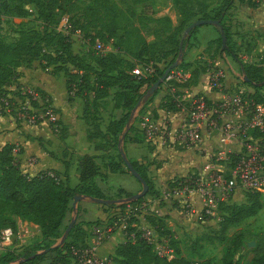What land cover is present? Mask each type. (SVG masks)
I'll list each match as a JSON object with an SVG mask.
<instances>
[{
    "label": "trees",
    "instance_id": "16d2710c",
    "mask_svg": "<svg viewBox=\"0 0 264 264\" xmlns=\"http://www.w3.org/2000/svg\"><path fill=\"white\" fill-rule=\"evenodd\" d=\"M101 1L90 0L80 8L76 0H1L0 13H11L20 19L32 14L37 23L20 25L17 35L10 40L0 36V93H13L21 96L20 85L15 81L18 76L17 67L22 62L30 64L33 59H36L43 70L50 68L51 72L59 70L63 72L67 98L70 99L74 96L82 98V115L86 119L92 116L96 117L95 111L100 100H104L103 98L110 94L113 106L122 109L120 116L110 119L106 125V130L111 135L112 144L116 146L119 160L117 162L110 159L107 166L111 171H115L120 168L119 162L123 161L120 153L122 142L145 139L137 124V128H134L133 122L136 117L132 109L137 103L138 112L142 105L151 100L152 94L144 98L148 86L175 60L177 61L176 65L170 69L174 67L188 69L189 76L184 82L163 79L158 85L159 87L164 84L166 88L159 107L176 110L175 92L171 91V86L196 84L199 74L205 72L208 67L193 64L179 55V53H184L187 47L186 43L196 28L195 26L183 33L184 23L189 18L187 11V13L184 11V16L177 23H173L168 15L160 17L162 28L167 31V47H163L156 40H147L137 26L117 24L113 7L109 10L112 13L108 18L101 10L103 5ZM104 1L110 2L109 0ZM131 1L140 2L143 0ZM233 1L221 0L215 8L211 9L212 14L203 10L200 17L218 19L226 37L223 47L219 33L216 38L207 42L205 49H208L210 43L217 41L220 49L231 55L238 63L242 77H247V80L242 78L243 81L257 91L264 84L261 63L243 61L229 44L230 32L225 25V19ZM237 1L255 4L253 0ZM27 4H30L31 7ZM77 7L80 9V13L74 18L68 12L77 9ZM104 7L106 8V6ZM62 15H67L69 23L71 21L76 23V28L86 38L89 46L94 43L96 38L100 37L102 39L110 38L112 47L103 51H96L92 48L87 55L74 52L71 49L69 33L58 28ZM214 26L220 31L218 25ZM90 29L94 31L91 33ZM168 56H170L169 59H167ZM160 62L163 65H159ZM148 64L153 67L151 73L139 75L132 72L136 65L144 67ZM34 88L41 94L46 93L39 87ZM258 95L260 94L258 93ZM90 108L93 113L89 112ZM153 115L157 116L156 110ZM49 125L53 129L51 122ZM128 130L131 131V134L127 133ZM92 135H94V131L88 133V136ZM15 144L18 145L16 142H5L0 145V228L7 225L16 228L17 218H19L36 224L40 229V236L38 237L39 243H26L27 245H24L20 251L14 250V247L2 249L0 263L24 256L23 261L15 264H38L41 261H45V264H67L69 263L68 246L86 242L84 241L85 230L79 223L73 222L65 238L58 244L51 245L52 237L59 233L58 229L70 199L75 192L84 193L90 198L105 197L93 181L97 170L92 161V155L85 153L79 157L80 181L76 185L70 186L66 171L64 179L60 178L52 169L39 170L34 173L24 171L21 168V163L24 161L20 156L22 148L18 145V150L14 154L12 147ZM128 159L146 180L148 184L146 193L158 196L160 190L154 186L152 180L145 173V166L136 159ZM126 170L128 169L126 168ZM48 171H52L53 174ZM166 182L170 183V180L168 179ZM125 195V198L131 201H140L142 198L140 195L133 199L131 198L132 193L128 192ZM244 196L245 200L240 203L231 202V200L219 203L221 216L218 223H220L221 233L225 232L230 225L255 214L264 206V197L258 192L249 191ZM106 205H116L117 208L123 210L125 201L110 202ZM134 220V217H129L126 220L123 227L124 239L115 244L113 253H111L117 264H210L208 260L195 261L184 257L172 237L169 238V243L173 248L172 255L158 254L154 249V244L141 235V231L136 225L131 224L135 222ZM146 221L158 231L159 235L167 234L168 230L164 228V221L160 216L156 214L148 216ZM244 236V232L240 231L231 237H223L220 264H264V235L259 236L255 241L251 248L252 256L247 261L239 253ZM41 241H45V245H41ZM41 248L46 250L37 252ZM31 254L33 256H29Z\"/></svg>",
    "mask_w": 264,
    "mask_h": 264
},
{
    "label": "built area",
    "instance_id": "2783aa9c",
    "mask_svg": "<svg viewBox=\"0 0 264 264\" xmlns=\"http://www.w3.org/2000/svg\"><path fill=\"white\" fill-rule=\"evenodd\" d=\"M258 1L264 5V0ZM67 26L68 17L62 15L58 28L62 30ZM94 49L104 50L102 42L97 38ZM152 70L151 64L144 67L136 65L132 72L146 75ZM188 76V69L174 67L169 69L164 79L181 83ZM222 77L223 72L220 70L212 69L209 72V86L219 95L215 98L206 96L195 89L194 85L171 86V91L175 92L177 109L163 110L180 115L175 126L172 127L166 115L154 116L145 112L137 122L138 128L148 140L164 144L170 139L174 145H192L200 150V168L169 178L170 183L166 182L159 192L160 198L175 203L185 215L200 219L219 220V203L232 200L237 191L244 195L256 191L264 197V98L258 91L238 84L233 87L224 86ZM19 91V98L11 93H0V116L4 111L15 109L20 124H36L45 120L51 122L55 130L60 127L57 111L47 93L41 94L36 88L25 86H20ZM14 99H17L16 105ZM212 132L215 144L199 148L205 136ZM17 150L18 145L15 144L12 151L16 154ZM23 165L33 166L31 162H22V169ZM48 172L53 174L52 171ZM143 205L142 200H125L123 210L115 208L118 211H114L107 223L91 229L90 242L68 246L69 264H117L111 253H102L98 247L111 232L123 228L129 217L137 215ZM141 218L142 223L138 224L141 235L154 244L158 254L171 256L172 246L167 242L164 245L153 242L152 227L143 216ZM131 224L137 225L136 222ZM26 235L27 229L19 225L16 228L9 225L1 227L0 250L26 244Z\"/></svg>",
    "mask_w": 264,
    "mask_h": 264
},
{
    "label": "crops",
    "instance_id": "0c3cea01",
    "mask_svg": "<svg viewBox=\"0 0 264 264\" xmlns=\"http://www.w3.org/2000/svg\"><path fill=\"white\" fill-rule=\"evenodd\" d=\"M230 8L228 9L226 18L228 23H225V25L230 32L229 39L231 40V38H234L233 36L236 34L240 35V33H237L238 29H236L238 21L231 23L232 20H229L231 18L229 15ZM241 18L244 20V17ZM203 26L196 27L194 33H192L196 37L197 47L190 46L191 48H188V50L185 48L183 53L184 60L191 61L192 58H186V55L190 54L191 50L198 51L205 48L209 40L218 36L217 32L219 31L213 24L208 23ZM234 26L235 29L233 28ZM262 53L264 54V50ZM215 64L223 67L222 81L224 86L233 87L238 84L237 74L241 70L239 65L237 66L229 56H227L226 61L220 57L216 58ZM17 71L18 76L15 81L18 84L23 83L24 85H29V87H39L48 93L51 103L56 108L61 131L59 133L55 132L45 120L36 124H20L24 127H14L11 123L7 124L5 121L3 123L0 121V145L5 142L18 143L22 148L20 156L23 159L28 155L35 154L36 162L33 167L27 169L28 173L52 169L60 178L64 179L66 171L70 186H74L80 181L78 159L81 155L87 153L92 155V161L97 170V174L93 176V181L103 194L105 193L103 187L106 186H116V190L118 191L122 189L119 191V194L115 195V198H125V193L137 192L140 182L126 170L121 162H119L120 168L115 171H111L107 166L108 160L112 159L117 162L119 160L117 152H113L116 146L112 144L111 135L106 130V125L110 119L116 118L122 113L120 107L113 106L111 95L109 94L103 98L107 100V104L109 105V110L106 114L100 113L102 106L98 104L95 111L96 117L92 116L86 119L82 115L83 100L79 96L67 98L64 86L65 77L61 70L57 72H45L39 66L38 61L33 59L30 64L22 62L17 67ZM208 77V70L200 73L198 82L194 84V87L210 98L218 97V92L209 86ZM156 89L147 104L155 108L158 115H166L170 119L172 126H175L178 122L176 117L178 113L174 111L165 112L159 107L162 96L166 92L165 85L162 84ZM135 110H133V113ZM91 131H94V135L88 136V133ZM127 133L131 134V131L128 130ZM169 140L168 143H170ZM209 142L215 144V138H209ZM122 149L128 158L136 159L145 166V173L148 177L150 176L149 178L157 189L159 188L157 185L163 186L169 178L182 175L197 165L196 155L194 156L189 153L180 155V153L174 151V144H168L166 147V143L161 144L158 141H151L146 138L141 141L125 140L122 142ZM172 154L173 157L170 158ZM75 194H79L80 197L74 204H72V199H70L58 230L60 232L64 224H67L71 218H74V222L79 223L86 232L84 241L90 242L92 240L91 229L107 223L114 213L112 210L117 208V206L96 202L92 197L90 198L81 192H75ZM29 223L36 228L38 236H40L39 227L32 222ZM63 232L64 229L61 231V235L52 237L51 245L58 244L62 240L61 236ZM124 235L123 228H117L99 245V251L102 253H113L115 244L122 241Z\"/></svg>",
    "mask_w": 264,
    "mask_h": 264
},
{
    "label": "rangeland",
    "instance_id": "374dc122",
    "mask_svg": "<svg viewBox=\"0 0 264 264\" xmlns=\"http://www.w3.org/2000/svg\"><path fill=\"white\" fill-rule=\"evenodd\" d=\"M109 1L110 2H106L104 0L101 1V4H103L101 6V10L105 12V15L108 18L111 16L112 13L109 10L113 7L115 9L114 12L116 13L117 24L124 26H137L147 40H156L159 45L163 47H167V31L162 28V21L160 17L168 15L172 19L173 23H177L184 16V11L185 13L188 12L189 18L184 23V28L191 20L200 17L203 13V10L209 11V13L212 14L211 9L215 8L221 2V0H143L140 2H132L131 0ZM253 1L255 2V4L243 3L237 0L233 1L229 13L231 18L229 20H232L231 23H235L238 21V27L236 29H238L237 33H240V35L236 34L235 36H233L234 38H231L229 44L243 61L261 63L262 73L264 75V54L262 53V51L264 50V5L258 0ZM89 2L90 0H76V3L80 8ZM27 6L31 7L30 4H27ZM104 6H106V8ZM68 13L70 15H73L72 17L76 18V15H79L78 13H80V9H78L77 7V9L71 10ZM241 17H244V20H242ZM36 23L37 20L34 19V16H32V14L20 19L18 16H15L11 13L8 14L5 12H1L0 36L6 40H10L17 35V30L20 25H34ZM225 23H228L226 19ZM231 23L229 22L230 26ZM75 24L71 21L69 23V26L62 30L64 32L69 33L70 35L71 49L81 55H87L89 51L94 48V43L89 46L86 41V38H84L82 36V33L78 31ZM207 24L202 23L197 25L196 27H202L203 25ZM233 28L235 29V26ZM90 31L92 33L94 30L90 29ZM217 34L219 35V32H217ZM97 39L102 42L104 49H109L112 47V40L110 38L102 39L99 37ZM186 44L187 50L188 48H191L190 46L197 47L195 35L192 34L190 40L187 41ZM190 54H187L186 58H192L191 62L193 64L196 63L206 68L208 67L207 70L209 72L212 69L224 72L223 67L219 66L218 64H215L216 58L218 57L226 61L227 56H229L231 60L238 66V63L232 58L231 55L227 54L225 51L220 49L217 41H213L212 43H210L208 49L203 48L198 51L191 50ZM183 56L184 54H182V57ZM169 57L170 56H168L167 59H169ZM159 65H163L162 62H160ZM44 71L48 72L50 71V68ZM237 76L238 85L244 86L247 89H255L251 85L249 86V84H246V82H243L241 71H239V74H237ZM19 85L29 87V85H24L23 83H20ZM30 87L33 88L34 86ZM257 91L264 98V84L259 87ZM11 95H14V97L19 98V94L12 93ZM100 101L101 102L99 104H101L102 106L100 113L106 114V112L109 110L107 100L104 99ZM16 104L17 99H14V105ZM154 110L156 109L151 107L150 104L142 105L141 110H139L138 112L136 108L134 112L136 117L134 118L133 122L134 128H137V123L135 122L139 121L140 115H142L144 112L153 115ZM16 112L17 111L15 109H10V111L8 112L4 111L0 116V121H2V123L3 121H5V123L7 124L11 123V125H14V127H24L18 124ZM89 112H92L91 108L89 109ZM176 117L179 120L180 115L177 114ZM53 130L57 133L61 131L60 127H58L56 130L53 128ZM213 134L214 133L212 132L211 134L206 135L205 140L203 141L201 146H199V148L204 146L211 147L213 143L209 142V138H212ZM168 144L172 143H168L167 141L166 147L168 146ZM174 148V151L176 153H180V155L186 153H189L194 156L196 155L197 165L194 166L192 170L197 171L200 168L201 152L197 147H194L192 145H181L177 143L174 145ZM113 152L116 153L117 149L115 148ZM172 157L173 154L170 155V158ZM23 162H31L34 166L36 162L35 154L28 155L24 158ZM121 164L125 167L123 161H121ZM23 166L24 171H27L29 167H33L29 165ZM157 186L159 187L158 189L160 191L164 187V185ZM116 188V186L103 187V190L105 192L104 196L106 198H115V195L119 194V191H121L116 190ZM140 189L141 183L138 191H140ZM141 200L144 202L142 210L137 215L131 216L135 218L134 221L137 223L136 227L138 228V224L142 223V216L145 218V220L148 219V216L150 217L154 214L160 216L161 220L164 221V228H166L168 232L167 234L159 235L158 231H156L152 227V241L159 242L164 245L165 242L169 243V238L172 237L176 241V244L179 247L181 254L191 260H208L210 264H220V257L223 252V237H231L234 234L242 231L244 232L245 236L242 239V246L239 249V253L242 254V258L247 261L252 256L251 248L254 246L255 241H257L259 236L264 235V206H262L255 214L247 216L241 219L240 221L236 222L235 224L230 225L225 232L221 233L219 230L220 223H218V220L215 218L200 219L195 216L185 215L182 211L179 210L175 203L160 198L159 195L154 196L145 193L142 195ZM244 200V194L241 191H237L234 198H232L231 202L240 203ZM112 211L118 210L114 208ZM140 214L142 215L141 217L139 216ZM155 222L157 221L155 220ZM17 224L20 227L27 229L28 235H26L25 238L27 244L39 243V236L37 233L38 231H36V228L34 226L28 224L24 219L19 218H17ZM63 228L61 231H63ZM61 231L58 233V235H61ZM45 243V241H41V245H45ZM27 244H21L20 246H16L14 247V250L20 251L22 250L23 246ZM38 264H45V261H42Z\"/></svg>",
    "mask_w": 264,
    "mask_h": 264
},
{
    "label": "water",
    "instance_id": "95a60500",
    "mask_svg": "<svg viewBox=\"0 0 264 264\" xmlns=\"http://www.w3.org/2000/svg\"><path fill=\"white\" fill-rule=\"evenodd\" d=\"M202 23H211L213 25H218L219 30H220L219 33H220V36H221V46L223 47L225 45L226 37H225V34L223 32L222 25L220 24V21L218 19H216V18H213V17H208V18L197 17V18L191 20L185 26V28L183 29V33H186L191 28H193V27H195V26H197L199 24H202ZM179 55H182V53H179ZM176 63H177V61L175 60L170 65H168L163 70L161 75L148 86V88L146 89V91L144 93V98H146L147 96L151 95L155 91V89L158 87L159 83L165 78V76H166L167 72L169 71V69L171 67H173L174 65H176ZM243 79L247 80V77L243 76ZM136 106H137V103L133 107L132 111L136 108ZM120 153H121V157H122V160H123V163H124L125 167L141 183L140 191L134 192L131 195V198H133V199L138 198L140 195H143V194L146 193L147 188H148V184H147L146 180L144 179V177L131 164L130 160L128 159V157L126 156V154L124 153L122 148H120ZM79 197H80L79 194H74L73 197H72V204H74V202ZM92 199L94 201H96V202H99V203H110V202H118V201L129 200L127 198H106V197H92ZM73 222H74V218H71L69 220V222L67 223L65 229H64V232H63V234L61 236V239L65 238V236H66L67 232L69 231V229H70L71 225L73 224ZM44 250H46V249H42V250H39L37 252H41V251H44ZM29 256H33V254H31ZM24 259H25L24 256H20V257H17L15 259H13V260H10V261H7V262H3V263H0V264H15V263H19V262L23 261Z\"/></svg>",
    "mask_w": 264,
    "mask_h": 264
}]
</instances>
